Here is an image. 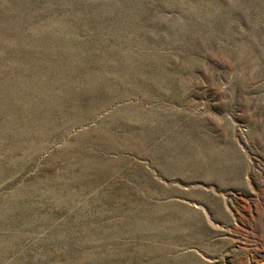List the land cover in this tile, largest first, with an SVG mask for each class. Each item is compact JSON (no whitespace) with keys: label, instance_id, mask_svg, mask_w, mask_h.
<instances>
[{"label":"rangeland","instance_id":"obj_1","mask_svg":"<svg viewBox=\"0 0 264 264\" xmlns=\"http://www.w3.org/2000/svg\"><path fill=\"white\" fill-rule=\"evenodd\" d=\"M0 264H264V0H0Z\"/></svg>","mask_w":264,"mask_h":264}]
</instances>
